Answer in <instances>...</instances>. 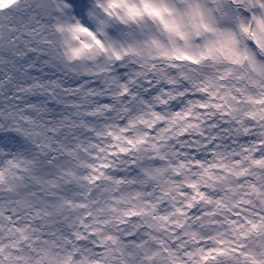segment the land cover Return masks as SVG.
I'll return each instance as SVG.
<instances>
[{
	"label": "snow or ice",
	"instance_id": "1",
	"mask_svg": "<svg viewBox=\"0 0 264 264\" xmlns=\"http://www.w3.org/2000/svg\"><path fill=\"white\" fill-rule=\"evenodd\" d=\"M0 264H264V0H0Z\"/></svg>",
	"mask_w": 264,
	"mask_h": 264
}]
</instances>
